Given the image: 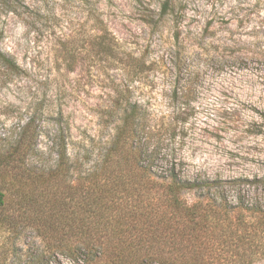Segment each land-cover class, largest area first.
Returning <instances> with one entry per match:
<instances>
[{
	"label": "rangeland",
	"instance_id": "rangeland-1",
	"mask_svg": "<svg viewBox=\"0 0 264 264\" xmlns=\"http://www.w3.org/2000/svg\"><path fill=\"white\" fill-rule=\"evenodd\" d=\"M173 1L163 15L161 0H24L32 13L0 11V49L22 69L5 75L0 64V264H82L50 226L53 195L79 179L54 171V141L73 156L89 136L107 138L117 95L147 111L154 144L189 176L264 175V0ZM226 192L233 203L237 190ZM229 205L195 241L197 257L264 264L258 239L248 248L230 233L254 232L256 212Z\"/></svg>",
	"mask_w": 264,
	"mask_h": 264
},
{
	"label": "trees",
	"instance_id": "trees-1",
	"mask_svg": "<svg viewBox=\"0 0 264 264\" xmlns=\"http://www.w3.org/2000/svg\"><path fill=\"white\" fill-rule=\"evenodd\" d=\"M160 5L163 15L173 9L174 1L161 0ZM0 11L16 16L31 12L24 0H0ZM0 64L5 75L22 72L1 49ZM113 103L117 108L108 114L117 115V122L107 138L89 136L73 156L67 141H54V171L69 178L75 170L79 173L78 182L66 185L64 197L59 191L53 195L58 208L50 226L63 236L69 256L82 264H203L195 241L228 215L230 210L217 209L228 204L256 212L254 232L230 233L248 248L258 239L256 247L264 250V175L224 181L189 176L183 172L182 158L162 153L154 144L155 127L147 111L121 95ZM259 119L263 133L264 113ZM229 188L237 190L233 203L226 192ZM189 192L192 197L185 196ZM48 196L37 203L40 210ZM165 247L172 255H163Z\"/></svg>",
	"mask_w": 264,
	"mask_h": 264
}]
</instances>
